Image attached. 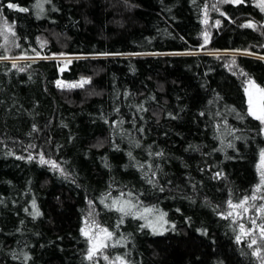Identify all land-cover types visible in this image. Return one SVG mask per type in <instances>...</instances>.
Here are the masks:
<instances>
[{
  "label": "trees",
  "instance_id": "obj_1",
  "mask_svg": "<svg viewBox=\"0 0 264 264\" xmlns=\"http://www.w3.org/2000/svg\"><path fill=\"white\" fill-rule=\"evenodd\" d=\"M0 33V264H106L86 258L90 207L129 264H260L224 218L259 183L258 0H0Z\"/></svg>",
  "mask_w": 264,
  "mask_h": 264
},
{
  "label": "snow or ice",
  "instance_id": "obj_2",
  "mask_svg": "<svg viewBox=\"0 0 264 264\" xmlns=\"http://www.w3.org/2000/svg\"><path fill=\"white\" fill-rule=\"evenodd\" d=\"M222 3H235V4H240L243 3L244 0H221ZM9 8H15L16 5L9 3L7 5ZM38 7H42V5H37ZM258 6L261 8V10H264V0H258ZM20 11H27V9L24 8H20ZM216 25L220 24V21L217 20L215 21ZM244 27H254V25L250 22L246 25H244ZM9 31H11V29H8ZM0 35H3V33H0ZM14 35V33H13ZM204 37H205V43L208 42V33L205 32L204 33ZM5 41H7V36L4 37ZM17 47H19V45H16ZM35 51V50H33ZM37 55H39V53H37ZM0 59H9L8 56H0ZM234 63V61H233ZM13 67H16L15 63H13ZM90 81L88 80H81V82L79 83V85H71V87H76V86H80L82 87L84 83H89ZM249 85H252L253 87H255L257 89V91L260 93V99L259 102L254 104L253 100L251 98V96L249 97V114L252 115L256 120L260 121V123L262 125H264V87H261L260 85H257L255 83V81L249 80L248 81ZM57 85L58 86H62L60 81H57ZM245 91L247 92L248 89L246 88ZM234 111V110H233ZM129 155H131V153H129ZM157 155H162V153H157ZM22 158V157H19ZM29 159H31V157H29ZM40 163L41 164H51V166L54 169H59V171L61 172L62 175H66L64 173V170L59 168V165L56 164L55 161H49L46 160L43 156V153L40 154ZM257 171L259 173V183L255 186L253 193L250 196H245L242 199H240L238 202L233 203L232 200H229L228 203V208L230 209V211L227 212V215L224 216L225 219H228L229 217L232 216H237L240 219H243V213H248L250 211V209H255V214L253 217L249 218V224L251 225L250 227H245V225L243 223H241L239 225V230H240V234L236 237L237 242L241 241V236H247L250 237V242L248 243V247L252 248L253 245L257 244V239L255 237V233L258 231L259 232V236L261 240H264V203H261L259 205H257L255 203V201H257V199L264 201V150L261 151L260 153V164L257 166ZM220 174L217 173V176H219ZM150 183L152 182L151 180L149 181ZM259 194V195H258ZM110 195V194H109ZM131 195V194H129ZM103 203V201H101ZM91 203V202H90ZM116 205H120L119 207H116L115 210L122 213V217L120 220V223H123V216H128V215H132V216H136L137 213L135 211H133V209L137 208L136 204H133L131 201H123V204H121L119 199H113L112 200V206H116ZM33 208H36L35 202H33ZM27 211V210H26ZM152 209L150 208H144L143 212H151ZM33 215H40L39 211L37 210L36 212L33 213ZM166 215V214H163ZM139 218H144L142 214H140ZM257 220L260 221V223H257ZM86 223V227L87 225V221ZM117 227H119V224L117 225ZM174 227V225H173ZM99 231L101 233L106 234L107 239L99 246H96L95 240L94 238L89 234L88 231L85 230V228L81 229V232L84 236L88 237L89 241L93 244V247L90 248L88 254H87V259L92 260L94 258V256H96L98 253L103 252V249H106L110 246L114 247L115 244L109 245L108 240H111L113 238L114 233L110 232L107 228H103L100 227ZM119 241H117L118 243ZM254 255H256L258 258H261L262 260V264H264V257H261V249L260 248H256L254 249ZM25 259H27V257H25ZM103 259L106 261H109V264H116V262H119V264H129V262L127 260H125L124 257L122 256H116L114 258V260H109V256L108 255H103Z\"/></svg>",
  "mask_w": 264,
  "mask_h": 264
},
{
  "label": "rangeland",
  "instance_id": "obj_3",
  "mask_svg": "<svg viewBox=\"0 0 264 264\" xmlns=\"http://www.w3.org/2000/svg\"><path fill=\"white\" fill-rule=\"evenodd\" d=\"M217 21V20H216ZM218 27V25L215 24V21H212L210 19V12L206 11L205 15H204V31L203 34L201 36V40H205L204 37V33L207 32L208 33V37L213 35L215 29ZM242 54H249V53H242ZM257 56V55H256ZM261 58H264V56H259ZM57 59H62L65 60L67 57H56ZM66 67V64L64 63L62 66V69H64ZM61 85H71V83H65V82H60ZM248 88V96L252 98L253 103L256 104L259 102L258 100V96L256 94V89L255 87H253L252 85H247ZM263 131H264V125H263ZM260 164V161H259ZM259 195V194H258ZM255 203L257 205L261 204L262 201L257 199V201H255ZM230 211V209H227V212ZM255 214V209H250V211L248 213H243V219H240L237 216H232V218L238 223V225H240L241 223H243L245 225V227H250L251 225L249 224V218L253 217ZM87 221V227H86V222ZM258 223V222H257ZM103 227L105 228L103 225H101V223L99 222L97 213L95 211V209L93 207H90L86 213V216L84 218V225L83 228H85L86 231L89 232V234L94 238L96 246L99 247L106 239V234L101 233L99 231V228ZM255 237L257 239V244L253 245L254 249L256 248H260L261 249V257H264V240L260 239L259 236V232L257 231L255 234ZM86 237V236H85ZM88 242H89V250L90 248L93 247V244L89 241L88 237H86ZM244 238L250 242V237L244 236ZM111 240H108V243L110 244ZM103 255H108L109 256V260H114L115 257H111L108 253H107V248L103 249L102 254L98 253L96 256H94V260L95 261H99V260H103L106 264H109V261H106L103 259ZM258 262L260 264H262V260L261 258H258ZM116 264H119V262H116Z\"/></svg>",
  "mask_w": 264,
  "mask_h": 264
}]
</instances>
